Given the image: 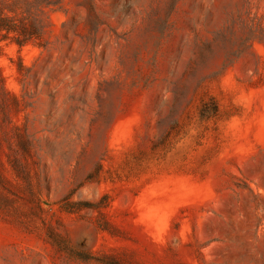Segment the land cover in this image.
Wrapping results in <instances>:
<instances>
[{"label":"rangeland","instance_id":"rangeland-1","mask_svg":"<svg viewBox=\"0 0 264 264\" xmlns=\"http://www.w3.org/2000/svg\"><path fill=\"white\" fill-rule=\"evenodd\" d=\"M29 1L0 264H264V0Z\"/></svg>","mask_w":264,"mask_h":264},{"label":"trees","instance_id":"trees-1","mask_svg":"<svg viewBox=\"0 0 264 264\" xmlns=\"http://www.w3.org/2000/svg\"><path fill=\"white\" fill-rule=\"evenodd\" d=\"M9 5V12L0 10V34H3L4 38L12 37L20 46L39 38L42 34L41 27L30 18L32 3L29 0H10ZM21 9L29 15L19 16L17 11Z\"/></svg>","mask_w":264,"mask_h":264}]
</instances>
